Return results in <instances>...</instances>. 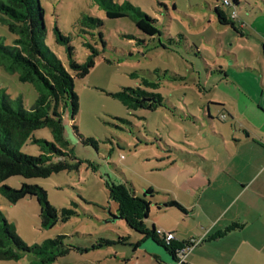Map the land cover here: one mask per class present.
<instances>
[{
  "label": "rangeland",
  "instance_id": "1",
  "mask_svg": "<svg viewBox=\"0 0 264 264\" xmlns=\"http://www.w3.org/2000/svg\"><path fill=\"white\" fill-rule=\"evenodd\" d=\"M111 1L138 8L155 20L159 32L146 35L127 16L108 18L99 0H39L44 43L62 63L67 60L65 46L56 41L55 26L69 39L76 61L83 62L92 50L97 54L89 73L74 78L77 113L72 118L66 108L62 115L70 169L46 178L11 176L0 184H36L59 212L62 208L75 212L66 221L43 226L34 197L10 204L0 193V211L27 245L63 236V244L73 247L51 264H133V256H147L145 247L152 241L142 240L135 248L142 236L117 215L116 203L108 196L110 182H121L150 201L148 227L172 220L169 213L174 210L161 212L159 206L170 195L184 200L185 184L197 193L211 179L200 205L209 213L224 207L235 185L233 171L226 168L232 134L249 123L246 116L257 117L262 75L255 54L260 51L257 35L264 36L262 0H239L234 8L222 5V0ZM216 6L227 14L234 9L236 20L246 23L243 30L238 24L239 31L221 25ZM0 36L8 45L14 39L1 22ZM246 60L251 70L245 68ZM144 79L158 86H145ZM127 87L158 93L162 103L155 110L128 107L116 96ZM0 89L15 108L20 103L29 110L38 97L32 83L20 82L16 73L1 66ZM217 103L230 107L233 119L222 116ZM32 136L53 140L48 128L37 129ZM19 148L26 154L40 153L29 140ZM252 230L263 240L264 217L248 225L247 231ZM120 236L127 239L118 242ZM100 238L111 244L94 249ZM213 250L223 256L232 252L225 245ZM0 264L39 263L26 253L18 260L0 259Z\"/></svg>",
  "mask_w": 264,
  "mask_h": 264
},
{
  "label": "trees",
  "instance_id": "2",
  "mask_svg": "<svg viewBox=\"0 0 264 264\" xmlns=\"http://www.w3.org/2000/svg\"><path fill=\"white\" fill-rule=\"evenodd\" d=\"M238 2L239 0H230V5L225 6L234 8ZM99 4L108 18L127 16L144 34L153 36L159 32L154 19L128 2L115 4L111 0H99ZM234 11L231 9L227 14L219 6L215 7L218 22L239 31L237 16L232 17ZM87 19L95 25L100 23L93 18ZM0 22L6 24L7 29L14 34L10 45L5 44L0 36V66L8 72L16 73L20 82L32 83L38 91L34 106L27 110L20 103L17 108L12 106L7 102L8 96L4 90L0 89V184L11 176L46 178L53 173L68 170L70 164L66 157L70 156V151L64 138L62 115L66 108L70 109L72 118L77 113L78 97L74 91V78H82L89 73L97 54L92 50L83 62L76 61L69 39L55 26L53 30L56 41L65 46L67 60L65 64L62 63L44 43L45 26L39 0H0ZM143 84L158 86L157 83L146 79ZM116 96L128 107H143L148 110H155L163 99L162 95L140 87L123 88ZM226 115L224 111L222 116ZM208 118L211 119L209 115ZM73 127L76 128L74 125ZM40 128H48L53 140L33 137L32 132ZM27 140L39 147L38 155L26 154L20 150V145ZM84 142L92 140L86 139ZM0 193L10 204L25 197H34L39 206L43 226H53L58 220L66 221L75 213L66 208L59 212L50 205L46 191L36 184L21 182L19 187L2 184ZM108 196L116 203L117 215L123 218L131 229L141 234L140 241L150 238L166 250L173 262L186 264L178 262V253L182 248L190 247L191 241L175 242L173 239L164 242L163 237H158L155 234V226L148 227L146 223L151 205L149 201L136 196L121 182L108 184ZM165 205L184 211L183 206L175 199L168 200ZM242 226L241 223L233 222L223 230L210 234L207 240H215ZM62 238L63 236H57L41 244L29 246L17 235L0 211V259L18 260L27 253L36 257L39 264H51L73 248L65 246ZM126 239L127 237L120 236L118 242H124ZM110 244V241L100 238L93 244V248L98 249ZM138 244L137 242L135 247Z\"/></svg>",
  "mask_w": 264,
  "mask_h": 264
},
{
  "label": "crops",
  "instance_id": "3",
  "mask_svg": "<svg viewBox=\"0 0 264 264\" xmlns=\"http://www.w3.org/2000/svg\"><path fill=\"white\" fill-rule=\"evenodd\" d=\"M262 1L264 3V0ZM236 22H239L241 29L246 26L241 19ZM248 23H251L250 20ZM257 36L260 51L259 55L255 54V61L258 62L259 72L262 75L261 90L257 97L259 105L256 111L257 117L246 116L245 119L249 123L241 126V129L235 130L232 134L233 144L226 168L233 171L230 175L235 185L225 206L209 213L200 205L202 195L212 184L211 179L208 178L197 193H191L187 184L183 185L184 193L188 194L184 196V200L177 195H170L162 200L159 208L161 212L174 210L169 213L172 220L164 223L153 222L156 229L172 233L175 242L198 240L196 245L184 252L182 261L186 264H249L251 261L264 264V254L260 255L261 249L264 248V236L263 240L256 239L254 229L250 233L247 231L248 225L257 224L264 217V110L260 108L261 106L264 109V36ZM234 59H236L235 56ZM245 65L247 70L252 69L248 66L247 60ZM214 105L221 106L223 109L221 114L225 111L226 116L233 119L230 107L222 103ZM207 114L210 116L208 109ZM170 199L178 201L184 211L166 206L165 203ZM233 222L241 223L243 226L215 240H207L210 234L223 230ZM152 242L145 247L147 256L143 259H140L138 255L133 256L135 258L133 264H179L173 262L163 247ZM221 245L232 249V252L228 256H223L220 252L213 250L214 246ZM138 246L135 248L137 249ZM254 255L258 259H254L256 258ZM126 263H130V259L127 258Z\"/></svg>",
  "mask_w": 264,
  "mask_h": 264
},
{
  "label": "built area",
  "instance_id": "4",
  "mask_svg": "<svg viewBox=\"0 0 264 264\" xmlns=\"http://www.w3.org/2000/svg\"><path fill=\"white\" fill-rule=\"evenodd\" d=\"M222 3L224 4V5H230V0H222ZM237 15H236V12L234 11L233 13H232V17H236ZM155 234L158 236V237H160V238H162L163 237V239H164V242L166 241V242H168V241H170V240H173L174 239V235L172 234V233H170V232H166V231H163V230H161V229H155ZM191 241V246L190 247H192V246H194V245H196L197 243H198V240H195V239H191L190 240ZM190 247H184V248H182L180 251H179V253H178V262H183L182 261V257H183V254H184V252L186 251V250H188Z\"/></svg>",
  "mask_w": 264,
  "mask_h": 264
}]
</instances>
